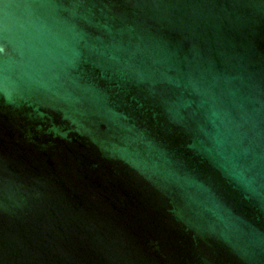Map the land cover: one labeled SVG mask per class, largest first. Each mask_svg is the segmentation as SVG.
Instances as JSON below:
<instances>
[{
    "label": "water",
    "instance_id": "1",
    "mask_svg": "<svg viewBox=\"0 0 264 264\" xmlns=\"http://www.w3.org/2000/svg\"><path fill=\"white\" fill-rule=\"evenodd\" d=\"M0 264H264V0H0Z\"/></svg>",
    "mask_w": 264,
    "mask_h": 264
}]
</instances>
